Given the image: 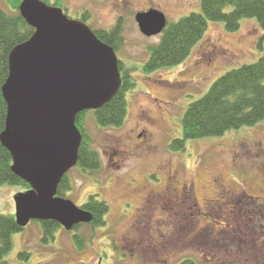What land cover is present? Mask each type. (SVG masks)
<instances>
[{"label":"rangeland","instance_id":"1","mask_svg":"<svg viewBox=\"0 0 264 264\" xmlns=\"http://www.w3.org/2000/svg\"><path fill=\"white\" fill-rule=\"evenodd\" d=\"M61 7L71 18L85 9V23L94 31L121 22L116 55L121 74L131 75L135 85L126 93L121 127L101 128L92 111L85 112L83 129L100 169L90 173L74 167L67 175L70 190L64 197L81 209L90 195L104 201V224L94 227L91 219L72 230L58 228L44 245L40 221L31 220L12 235L6 264H178L187 259L263 264L258 254L264 252V120L220 137L189 140L182 152L168 149L181 137L187 105L224 73L261 56L264 31L256 20L241 19L236 31L210 22L182 62L145 74L148 49L162 32L143 34L135 15L159 10L170 24L199 12L200 0H61ZM0 8L16 13L6 0H0ZM24 189L0 185V214L14 216V196ZM246 227H253L247 236ZM21 252L26 257L20 258Z\"/></svg>","mask_w":264,"mask_h":264},{"label":"water","instance_id":"2","mask_svg":"<svg viewBox=\"0 0 264 264\" xmlns=\"http://www.w3.org/2000/svg\"><path fill=\"white\" fill-rule=\"evenodd\" d=\"M20 15L34 32L8 55L1 86L6 104L0 143L11 156V170L29 185L14 196L15 220H52L71 229L92 215L56 196L63 176L77 164L81 133L76 115L108 102L121 86L115 50L82 21L42 0H22ZM139 30L161 33L164 14L155 9L135 15Z\"/></svg>","mask_w":264,"mask_h":264},{"label":"trees","instance_id":"3","mask_svg":"<svg viewBox=\"0 0 264 264\" xmlns=\"http://www.w3.org/2000/svg\"><path fill=\"white\" fill-rule=\"evenodd\" d=\"M22 0H6L8 6L16 13L8 14L0 8V133L4 129L6 104L1 94L8 74V55L11 49L27 40L33 33L18 7ZM48 3L47 0H43ZM54 5L61 6V0H55ZM199 12H192L177 22L167 24L159 42L149 47L148 58L142 66L145 74L162 67L177 65L189 54L206 31L210 22H222L229 31H236L243 18H254L264 31V0H200ZM121 22L111 30H95L96 36L117 51L122 41ZM261 43L259 42L258 45ZM119 61V70L122 66ZM135 85L134 79L126 72L121 74V86L117 93L100 108L92 111L95 122L101 128H119L126 120V93ZM86 111L76 115L75 123L82 135L78 150L76 167L84 172H95L100 169V159L95 149L88 145L89 139L83 129L82 116ZM264 120V51L251 64H243L217 78L208 91L199 99L187 105L183 113L181 137L170 141L168 149L174 152L185 150L189 140L205 137H220L226 132L251 127ZM9 151L0 143V185H22L27 191L28 183L15 175L11 170ZM65 175L57 188V195L63 196L70 190ZM92 215L94 227L104 224L107 205L104 201L90 195L88 201L81 206ZM42 232L41 243L47 244L54 238V232L62 228L52 220L39 222ZM76 227V226H75ZM74 227V229H75ZM13 215L0 214V264H6L5 256L12 249V235L20 230ZM76 240L77 235H73ZM80 243V242H79ZM26 257L25 252L19 254ZM192 260H184L178 264H192Z\"/></svg>","mask_w":264,"mask_h":264},{"label":"flooded vegetation","instance_id":"4","mask_svg":"<svg viewBox=\"0 0 264 264\" xmlns=\"http://www.w3.org/2000/svg\"><path fill=\"white\" fill-rule=\"evenodd\" d=\"M63 10H65L66 11V8H63ZM84 10L85 9H82V10H78L77 12H76V15H73L72 16V18H76V19H78V20H81V21H83V22H85L86 21V19H85V12H84ZM67 15H68V13H66ZM107 30V29H106ZM140 137V136H139ZM141 139H144L143 137H141ZM146 145V144H145ZM146 151L148 150V148H149V145L147 144L146 145ZM172 193L173 192H175V189H171L170 190ZM174 197H178V196H174ZM230 207V206H229ZM253 213H254V211H252ZM229 213H231L232 214V217H234L236 214H237V211L236 210H234V207L232 206L231 208H230V211H229ZM243 214H246L245 212L243 213ZM229 221H231V220H229ZM232 222V221H231ZM230 222V223H231ZM248 223H249V221L247 222V225H248ZM236 226H241V221L240 222H237L236 224H235ZM250 229V230H249ZM251 229H253V227H248V230H247V227H246V231H247V233H246V236L247 235H249L250 234V232H251ZM168 255L171 257L172 255H171V252L170 251H168ZM258 256L260 257V261L264 264V252L263 253H259L258 254ZM256 259V258H255Z\"/></svg>","mask_w":264,"mask_h":264}]
</instances>
